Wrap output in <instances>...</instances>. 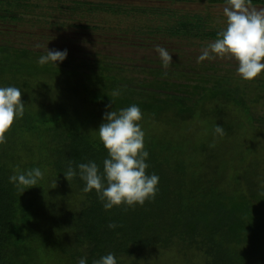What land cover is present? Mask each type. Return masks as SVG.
I'll use <instances>...</instances> for the list:
<instances>
[{
    "label": "trees",
    "instance_id": "1",
    "mask_svg": "<svg viewBox=\"0 0 264 264\" xmlns=\"http://www.w3.org/2000/svg\"><path fill=\"white\" fill-rule=\"evenodd\" d=\"M41 1L47 2L0 0V18L18 20L22 8H32L31 14L42 17L46 26L86 29L93 26L81 17L74 18L85 6L88 13L101 10L117 16H166L168 20L157 27L149 24L132 31L148 28L168 38L201 45L214 42L227 26V20L220 21L208 9L227 4V0H200L207 8L195 12L123 6L107 0H55L54 10L59 15L52 13L50 19L42 13ZM249 6L264 7V0H250ZM41 55L27 46L0 43V87L19 88L25 104L35 101L29 79H21V74L35 76L23 60H38ZM47 65L55 68H47V73L73 78L71 94L97 109L98 119H103L106 111L139 106V123L149 152L146 174L158 175L157 191L143 205L105 210L96 190L83 191L85 182L79 175L68 181L63 174L70 164L75 169L88 161H95L102 171L107 150L98 137V127L88 128L57 112L53 118L32 119L24 111L6 132V141L12 142L13 135L23 132L37 136L40 123L45 125L49 140L44 139V145L39 143L38 149L50 154L47 165L55 185L50 182L47 195L41 180L35 186L10 183L8 178L13 174L46 164V160L16 156L6 142L0 144V264H31L28 257L39 248L29 240L32 223L37 227L36 238L44 237L45 251L57 259L56 264H77L81 257L92 264L108 253L115 255L117 264H149L153 251L169 249L180 255L200 256L201 264H264V112L257 111L264 103V70L257 78L245 81L234 70L220 72L217 64L183 63L182 59L171 61L166 68L156 65L138 69L97 56L93 63L67 56L58 67ZM134 71L139 74H131ZM67 82L61 88L66 89ZM216 124L224 128L223 136L214 132ZM248 136L253 146L248 144ZM231 148L240 150L225 156L222 150ZM16 164L26 168L17 169ZM60 189L62 196H58ZM39 210L48 219L38 220ZM109 223L117 227L110 229Z\"/></svg>",
    "mask_w": 264,
    "mask_h": 264
},
{
    "label": "rangeland",
    "instance_id": "2",
    "mask_svg": "<svg viewBox=\"0 0 264 264\" xmlns=\"http://www.w3.org/2000/svg\"><path fill=\"white\" fill-rule=\"evenodd\" d=\"M107 1L120 3L123 4V6L138 5L170 7L181 12L204 11L207 8L206 3L200 0L188 3H173L168 0ZM33 2H39V0H33ZM41 3L43 2L41 1ZM54 4H56L55 0H47L45 4L43 3L44 8L42 13H45L47 19L51 18L52 13L56 14L58 11L54 10ZM225 6H227V4H216L208 9L213 13L214 17L225 22L227 20L223 14ZM252 8L256 10L264 9V7H250V10ZM85 9L86 6L84 9L80 8L78 13L79 16L73 14L75 15L74 18H82L83 22L92 25V28L89 27L82 29L73 25L59 29L58 26H46L42 21V17H36L34 14H31L33 11L32 8H22L21 10L23 11L20 13V19L18 20L11 19L10 17L0 18V43H7L8 45H15L16 47L27 46L29 49L41 54H46L47 47L50 50L67 49L68 56H75L76 58L81 57L89 60L91 63H93L95 56L102 58L105 57L109 58L111 61H120L127 66L136 65L138 69L144 66H147L148 68L150 66L162 65L159 53L156 51L157 46L163 47L169 52L172 56L171 61L182 59L183 63H186L189 60L193 62L197 61V57L201 55L202 51L209 45H201L187 39L168 38L157 32L149 31L147 30L148 28H144L145 30L142 32L136 31L137 29L132 31L135 27H142L149 24L151 25V28L157 27V25L161 24V21L168 20L166 16L142 15L141 13L135 16H117L101 10L88 13ZM36 11L38 12L40 10L37 9ZM64 14L65 16L69 15L66 12ZM57 15L59 14H56L55 16ZM132 26L133 29L128 30V28H131ZM171 61H169V64ZM23 63L27 69L36 74L35 76L33 74H29L28 76L26 72L21 74V79H29L31 84L30 89L34 95L33 99H35V101L31 100L25 104V111L32 117V119H38L41 116L53 118L57 112V114L64 119H70L72 122L88 125V128L91 126H97L99 128L103 119H98L97 109L91 107L85 100L71 94L70 88L74 85L71 76L64 73H55L53 71H51L52 73H47V68L49 70H55V68L50 69V66L47 64L41 66L37 63V60L34 59H24ZM203 63H205V65L217 64L216 66L222 73H232L233 70L236 73V68L238 67V62L230 55L216 56L213 54L210 55L209 59L204 60ZM262 63H264V60H262ZM131 74L137 76L139 73L134 71L131 72ZM66 79L68 81V86L66 89H63L61 87L63 84V87H66ZM257 107L258 112H264V103ZM204 126L205 125H203V128L205 129ZM44 127L45 125L40 123L39 128L36 130L37 136L36 134L25 132H23L21 136L19 134H16L15 136L13 135V141H6L5 146H8V149L11 152L13 151L16 156L20 155L22 158L27 157L30 160H32L33 157H36L37 160L41 158L46 160V164H40L35 167H38L43 173V176L40 179V186L44 187L45 192L48 195L50 182L53 184L55 182L51 179L52 171L47 165L50 160L49 152L45 151V153H41L38 149L39 143L44 145L46 140H49V134L44 131ZM244 127L246 128V126ZM244 131L248 133L250 129L248 131L243 129V132ZM199 135H201V131ZM247 140L248 144L252 146L254 145L251 136H248ZM218 146L221 148L225 147L220 144H218ZM239 150V148H231L228 150H222V152L225 156H229ZM32 151L34 154H32ZM15 159L18 161V158ZM26 163L27 161L24 162V164ZM17 165L19 164H16L15 167ZM16 168L22 169L26 168V166L19 165ZM62 192V189H60L58 191V196H62ZM39 212L40 218L38 220L46 217L44 212L42 213L41 210H39ZM46 218L48 219V217ZM32 228V232L28 230L30 233L29 240L34 245H37V247L39 246V248L36 249L33 256L30 255L28 257L30 263L56 264L57 259H53V257L48 255L47 251H45L44 237L41 235L39 241L36 238L34 230L36 231L37 227L34 223H32ZM200 258V256L191 253L188 255H180L174 249H169L153 251L150 254L149 264H201L202 259Z\"/></svg>",
    "mask_w": 264,
    "mask_h": 264
},
{
    "label": "clouds",
    "instance_id": "3",
    "mask_svg": "<svg viewBox=\"0 0 264 264\" xmlns=\"http://www.w3.org/2000/svg\"><path fill=\"white\" fill-rule=\"evenodd\" d=\"M249 5L250 0H227V6L223 9L227 26L218 33V38L202 51L197 57V62L209 59L213 54L230 55L238 62L236 73L242 80L251 81L262 73L264 9L250 10ZM156 51L161 58L162 67H168L172 56L163 47L157 46ZM67 56V49L50 50L47 47L46 54L41 55L37 63L41 66L52 63L58 67V62H63ZM21 97V90L15 86L0 87V144L6 142L5 133L12 127L14 120L24 115L25 102ZM141 120L142 111L136 104L119 111H106L103 122L96 130L107 150L102 171L95 161H88L77 164L75 169L70 164L63 172L68 181L79 175L85 182L84 192L96 190L105 210L120 205H143L156 194L159 177L155 173L146 174L149 152L145 149V133L139 123ZM214 132L223 136L224 128L216 124ZM42 176L43 173L37 167L17 172L8 179L17 187L35 186ZM108 227L115 229L117 225L109 223ZM77 264H88L87 257L79 258ZM92 264H117V259L113 253H108L93 260Z\"/></svg>",
    "mask_w": 264,
    "mask_h": 264
}]
</instances>
